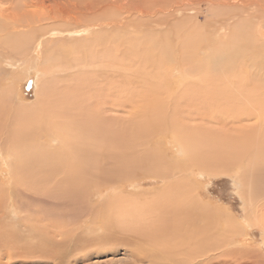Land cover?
<instances>
[{"label": "rangeland", "instance_id": "1", "mask_svg": "<svg viewBox=\"0 0 264 264\" xmlns=\"http://www.w3.org/2000/svg\"><path fill=\"white\" fill-rule=\"evenodd\" d=\"M9 8L0 264H157L176 220H204L208 239L230 236L261 264L264 46L250 29L264 0H0Z\"/></svg>", "mask_w": 264, "mask_h": 264}, {"label": "bare ground", "instance_id": "2", "mask_svg": "<svg viewBox=\"0 0 264 264\" xmlns=\"http://www.w3.org/2000/svg\"><path fill=\"white\" fill-rule=\"evenodd\" d=\"M250 1L251 0H249V2ZM226 3H228V2H226ZM244 4H246V3H243V5ZM261 6L263 7V5H261ZM0 16L3 19L4 18L8 19L6 21H9V19L10 20L17 19L19 14L16 11L9 8L8 10H6L4 12L0 11ZM259 16H261V15H259ZM259 16L256 17L257 19L260 20L259 24H258L259 30L256 29L257 27L254 29H250L251 30L250 35H251V38L253 41L255 40V41L259 42V44L256 42H254V43H255V45L257 44L260 48V47L264 46V29L262 28L264 26L263 25L264 19L262 17H259ZM232 17L233 16H229L228 17L229 20H231ZM234 18L236 19L237 17H234ZM249 18H251V17L248 16L246 19H249ZM255 31H256V33L254 34ZM260 40H262V41H260ZM263 50H264V48H263ZM169 215H170V213H169ZM169 221L170 220H168V222ZM146 224H147V222H146ZM148 224H149L148 228H150V229L154 228V231L157 229L155 227V226H157L156 223L155 224L151 223V225H150V223H148ZM206 225L207 224L204 222V220H201L200 224L198 223V226H196V227L190 226V223L188 221H185V220H176L175 222H172L170 224L168 223V232H166L167 229L165 227L162 228V231L166 232V234L164 233L162 236L163 237L162 241H160V242L154 241V242L156 243V248L157 249L163 248L165 250V252L164 251L163 252L168 253L169 257L160 258V262L156 261V263L157 264H252V263H243L241 261L240 257L243 254H245V251L241 252L238 248L237 249L233 248L234 246L231 247V245L233 243L230 240V239H232V238H230V236H228L229 239L226 237H222V239H219V238H217L218 236L216 237L218 240H216V238H215V240H213L214 239L213 237H212L213 239H208L209 238L207 235V228L208 227ZM149 226H151V227H149ZM235 228L236 227H234V229ZM214 231L216 232L218 230L216 228H214V230H212V232H214ZM233 234H234V232H233ZM148 235H151V234H148ZM230 235H232V234H230ZM151 236H154V235L152 234ZM146 240H148V239H146ZM226 244L229 245L231 248L229 246L226 247ZM156 248L154 247L151 250H154ZM174 250H177V253L173 252ZM237 253L242 254V255H237ZM229 255H232L229 258L227 257L229 260H227V258H223L224 256H229ZM147 259H149V258H147ZM245 262H249V261L246 260ZM260 263L264 264V261H262Z\"/></svg>", "mask_w": 264, "mask_h": 264}]
</instances>
